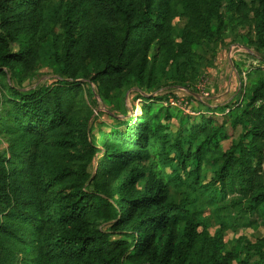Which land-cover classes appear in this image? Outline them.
<instances>
[{
	"label": "trees",
	"instance_id": "1",
	"mask_svg": "<svg viewBox=\"0 0 264 264\" xmlns=\"http://www.w3.org/2000/svg\"><path fill=\"white\" fill-rule=\"evenodd\" d=\"M227 30L264 65V0H0V264H264V236L224 239L264 227L263 69L206 104L221 119L141 93L137 115L96 110L193 90Z\"/></svg>",
	"mask_w": 264,
	"mask_h": 264
},
{
	"label": "rangeland",
	"instance_id": "2",
	"mask_svg": "<svg viewBox=\"0 0 264 264\" xmlns=\"http://www.w3.org/2000/svg\"><path fill=\"white\" fill-rule=\"evenodd\" d=\"M239 33L243 35L244 31L241 30L239 32L234 33L232 30H227L225 32V37H226V39L224 40L225 42L218 48V51L214 56V58H212L209 55L205 56L204 59L206 61L201 66L200 74H198L193 81L190 80V82H192L191 86L194 88L193 90L191 89L186 90L184 89V87L182 88V86H177V84H170L169 86H165L156 91H149V92H144V91L140 92L138 91L137 87H132L128 89L127 92H125V96H124L125 107L127 110L126 114H124V112L121 110L120 111H117L115 109L109 110L95 95V98H97L96 110L104 111V112L109 111L111 114H114L119 118H121L122 116L129 117V116L137 115L141 112V105L143 103L142 98L137 97V94L141 93L143 95L152 96V97L164 95L163 99L157 100L156 105H163L165 107L171 108V110L174 112L179 110L183 114H190L192 117L197 116L200 113L207 112L206 115H211V113H213L212 115H218L217 117H220L219 119H221L222 116L220 113L216 114L215 112L207 111L205 106L206 104H208L209 106L214 107L215 106L214 104L218 103L217 99L219 100L220 97H222L220 96V94L225 91V87H226V86H222V84L224 85L226 81L233 80V82L235 83L234 89H236L238 87V83L240 82V90H238L237 92L235 91L233 97L235 95L236 98L241 97L243 90L248 88L251 84L250 80L252 73L253 75L256 74L254 73V69L258 66V68L264 70V65L261 62H259L255 57L249 56V54L255 55V52L253 50L247 51L245 48H243V46L240 47L235 46L237 43L234 42V40L240 38L241 36V34ZM231 45H233L232 46L233 49L231 52V59H232V63H236V68L231 66L228 57L229 54L228 53L226 54V52L229 51ZM198 53L199 55H202V53L200 52ZM202 61L203 59L201 60L200 65ZM200 65L199 63H197V67H200ZM237 67L239 68L238 70ZM52 75L53 73L49 68L40 67L38 69L37 74L32 79L30 85L35 86L44 83L49 84L53 81ZM199 83L201 84L198 86ZM174 91L178 93L182 92L183 94L182 93L179 94L180 96L185 95L184 94L185 91L188 92V94L195 93L196 95H199L203 91H206L208 93V96L200 98V101L202 100V102H204L205 104L196 103L193 99L188 98V112L190 113L188 112L185 113V111L182 109L168 105V101L174 97L173 96L166 97V95L173 94ZM226 99L227 98H223V100H219V101H223L222 104H225L231 100V98L229 100ZM232 104L233 103H231V105ZM112 123L113 120L111 118H108L106 115L98 114L97 117H95V120L92 122V134L96 136L97 131L100 128L107 130ZM170 123L172 130H174L177 127L178 121L176 118H172ZM238 132H239V128L235 131L229 129V133H232L233 137H235ZM229 143H230V139L223 141L222 142L223 148H227L229 146ZM5 146L6 144L4 143V141L0 139V149L5 148ZM177 195L178 197L182 196L183 195L182 191L177 190ZM214 227L215 226H213L210 229V231H213ZM241 235L246 236L251 241H255L256 239H259L260 237L264 236V227L261 226L259 223L256 227H244L243 225H241L234 231L227 230L225 232L224 239L226 241H229Z\"/></svg>",
	"mask_w": 264,
	"mask_h": 264
},
{
	"label": "built area",
	"instance_id": "3",
	"mask_svg": "<svg viewBox=\"0 0 264 264\" xmlns=\"http://www.w3.org/2000/svg\"><path fill=\"white\" fill-rule=\"evenodd\" d=\"M233 49V48H232ZM232 49L230 50V52H232ZM201 83L198 84V86L200 85ZM207 87V86H205ZM207 97L208 96V93L206 91H203L202 93H200L198 95V100H200V98L202 97ZM202 101V100H201ZM168 105L169 106H172V107H177L179 109H182L185 111V113L188 112V99L185 98V97H181V98H171L169 101H168ZM190 113V112H188Z\"/></svg>",
	"mask_w": 264,
	"mask_h": 264
},
{
	"label": "crops",
	"instance_id": "4",
	"mask_svg": "<svg viewBox=\"0 0 264 264\" xmlns=\"http://www.w3.org/2000/svg\"><path fill=\"white\" fill-rule=\"evenodd\" d=\"M229 51H227L226 52V54L228 53ZM229 54V53H228ZM229 57V56H228ZM232 66V65H231ZM233 67V66H232ZM221 86V85H220ZM222 86H226L225 87V91L223 92V93H221L220 94V96H222V97H220V99L219 100H223V98H227L226 100H229L230 98H232L233 97V95H234V92L236 91H238L239 89H240V82L238 83V87L236 88V89H234V87H235V83L233 82V80H230V81H226L225 83H224V85L222 84ZM225 93H226V95H225ZM229 94V95H228ZM218 99H217V102L218 103H216V104H214L215 106L217 105V104H222L223 103V101H219ZM225 100V99H224ZM214 105H212V106H214Z\"/></svg>",
	"mask_w": 264,
	"mask_h": 264
},
{
	"label": "water",
	"instance_id": "5",
	"mask_svg": "<svg viewBox=\"0 0 264 264\" xmlns=\"http://www.w3.org/2000/svg\"><path fill=\"white\" fill-rule=\"evenodd\" d=\"M232 46L233 45H231L230 46V48H229V62L231 63V65L233 66V63H232V59H231V52H230V50L232 49ZM235 46H241L240 44H236ZM244 48V47H243ZM247 51L249 50V49H246ZM234 67V66H233ZM192 95L194 96V97H196V98H198V95H196L195 93H192Z\"/></svg>",
	"mask_w": 264,
	"mask_h": 264
}]
</instances>
